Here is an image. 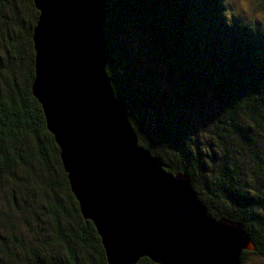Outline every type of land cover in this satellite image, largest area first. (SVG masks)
Masks as SVG:
<instances>
[{
    "label": "trees",
    "instance_id": "trees-1",
    "mask_svg": "<svg viewBox=\"0 0 264 264\" xmlns=\"http://www.w3.org/2000/svg\"><path fill=\"white\" fill-rule=\"evenodd\" d=\"M234 1L103 0L106 71L139 144L243 224L241 264H264V0ZM37 17L0 0V264H108L32 94Z\"/></svg>",
    "mask_w": 264,
    "mask_h": 264
},
{
    "label": "water",
    "instance_id": "water-1",
    "mask_svg": "<svg viewBox=\"0 0 264 264\" xmlns=\"http://www.w3.org/2000/svg\"><path fill=\"white\" fill-rule=\"evenodd\" d=\"M32 1V94L108 264H241L243 224L213 217L187 174L139 144L106 71L103 0Z\"/></svg>",
    "mask_w": 264,
    "mask_h": 264
},
{
    "label": "rangeland",
    "instance_id": "rangeland-1",
    "mask_svg": "<svg viewBox=\"0 0 264 264\" xmlns=\"http://www.w3.org/2000/svg\"><path fill=\"white\" fill-rule=\"evenodd\" d=\"M235 4H233V6L237 8V13L241 14L242 16H245V13H252V15H254V13L252 12V8H251V4H252V0H236L234 1ZM233 7V8H234ZM235 10V8H234ZM257 14V13H256ZM258 16V14L256 15ZM249 263H251V261H254V259H257V257H254L252 255H249Z\"/></svg>",
    "mask_w": 264,
    "mask_h": 264
}]
</instances>
